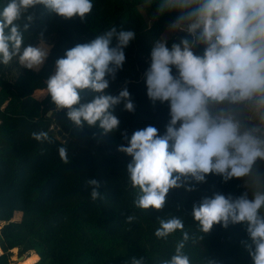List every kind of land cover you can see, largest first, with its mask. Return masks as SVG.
I'll return each instance as SVG.
<instances>
[{
    "label": "clouds",
    "instance_id": "clouds-1",
    "mask_svg": "<svg viewBox=\"0 0 264 264\" xmlns=\"http://www.w3.org/2000/svg\"><path fill=\"white\" fill-rule=\"evenodd\" d=\"M156 3V15L175 13L167 33H181L169 45L162 35L152 43L150 62L144 72L146 95L153 103H167L169 119L161 133L148 125L122 131L127 141L117 151L129 156L126 164L131 185L137 189L134 205L140 209H163L170 189L195 190L208 175L224 182L243 181L239 196L213 192L193 203L196 231L185 228L177 216L158 218V238L179 231L171 256L160 264H194L185 251L190 240L200 243L214 225L245 226L241 241L252 264H264V0H145ZM64 19L83 21L93 8L92 0H4L0 3V65L15 58L26 69L44 64L49 48L41 39L25 44V33L36 19V9ZM135 32L113 26L88 42L77 43L55 60L46 80V95L54 111L82 129L98 127L102 134L119 128L115 106L133 112L127 87L118 94L106 92L110 80L122 69L125 48ZM115 41V43H113ZM92 93L84 101L83 94ZM37 141L49 140L46 131L32 133ZM64 163L67 147L59 148ZM90 197L102 198L100 182L90 179ZM136 217L127 215L132 223ZM145 264V258L131 259ZM203 264H217L213 260Z\"/></svg>",
    "mask_w": 264,
    "mask_h": 264
},
{
    "label": "trees",
    "instance_id": "trees-1",
    "mask_svg": "<svg viewBox=\"0 0 264 264\" xmlns=\"http://www.w3.org/2000/svg\"><path fill=\"white\" fill-rule=\"evenodd\" d=\"M92 2L93 8L83 21L79 17L64 19L38 7L24 43L36 45L42 34L50 46L44 64L36 70L20 65L14 76L7 71L9 65H0L1 264H10L9 256L16 248L22 260L29 259L28 264H131L133 257L145 258V264H160L171 256L181 233L156 237L158 218L180 217L185 228L194 233L193 203L217 191L233 196L245 191L240 179L224 182L218 175H208L206 182L196 184L193 191L170 189L161 210L134 205L137 189L126 173L131 158L117 147L127 143L122 131L126 130L128 137L148 125L164 131L168 105L149 100L144 72L153 41L162 36L176 14L157 16L156 3L146 7L145 0ZM140 8L145 10L148 21ZM113 26L134 31L135 38L125 48V63L116 78L110 80L106 92L116 95L126 86L135 110H124L123 103L115 106L119 128L102 134L98 127H75L67 119L66 110H53L50 96L37 99L33 93L47 80L55 60L66 49L88 42ZM51 35L53 38L47 40ZM180 35L168 38L169 45ZM92 95L85 92L84 101ZM39 131H46L49 140L33 138L32 133ZM62 146L68 149L67 164L59 155ZM90 179L100 182L97 191L102 198L90 197ZM17 214L20 216L15 219ZM127 215L136 219L128 223ZM246 238L242 224L228 228L214 225L200 243L190 240L185 251L194 264L208 260L217 264H252L241 244Z\"/></svg>",
    "mask_w": 264,
    "mask_h": 264
},
{
    "label": "rangeland",
    "instance_id": "rangeland-1",
    "mask_svg": "<svg viewBox=\"0 0 264 264\" xmlns=\"http://www.w3.org/2000/svg\"><path fill=\"white\" fill-rule=\"evenodd\" d=\"M144 18L147 20V14L145 12V10L143 8H140ZM148 21V20H147ZM176 34V33H175ZM175 34H172V33H167L166 30L163 32L162 35H167L168 38L174 36ZM53 38V35L49 36L47 38V40H51ZM48 46V42L44 41ZM20 64L18 63V61L14 58L11 63L9 64V66L7 67V71L9 72V75L11 76H14L17 74L18 72V68H19ZM55 68L52 70V72L50 73V75L54 72ZM49 75V76H50ZM48 76V77H49ZM46 80L42 81L39 86L36 88V90L34 91L33 93V96L37 99H42L45 94H46ZM20 216V214H17L14 218L15 219H18ZM30 252V251H29ZM27 252V253H29ZM26 254V253H25ZM24 255V254H23ZM28 255H32V254H28ZM19 253L17 251V248H16V251L11 255V257L9 256V260H10V264H28L29 262V259H25V260H22V258L19 257Z\"/></svg>",
    "mask_w": 264,
    "mask_h": 264
},
{
    "label": "water",
    "instance_id": "water-1",
    "mask_svg": "<svg viewBox=\"0 0 264 264\" xmlns=\"http://www.w3.org/2000/svg\"><path fill=\"white\" fill-rule=\"evenodd\" d=\"M62 138H63V139H65V138H66V136L63 134V135H62ZM19 257H22V255H20Z\"/></svg>",
    "mask_w": 264,
    "mask_h": 264
},
{
    "label": "crops",
    "instance_id": "crops-1",
    "mask_svg": "<svg viewBox=\"0 0 264 264\" xmlns=\"http://www.w3.org/2000/svg\"><path fill=\"white\" fill-rule=\"evenodd\" d=\"M54 68H55V67H54ZM31 252H33V251H30V253H31ZM26 254H28V253H26Z\"/></svg>",
    "mask_w": 264,
    "mask_h": 264
},
{
    "label": "built area",
    "instance_id": "built-area-1",
    "mask_svg": "<svg viewBox=\"0 0 264 264\" xmlns=\"http://www.w3.org/2000/svg\"><path fill=\"white\" fill-rule=\"evenodd\" d=\"M1 252V251H0ZM1 264V263H0Z\"/></svg>",
    "mask_w": 264,
    "mask_h": 264
},
{
    "label": "bare ground",
    "instance_id": "bare-ground-1",
    "mask_svg": "<svg viewBox=\"0 0 264 264\" xmlns=\"http://www.w3.org/2000/svg\"><path fill=\"white\" fill-rule=\"evenodd\" d=\"M29 263V262H28Z\"/></svg>",
    "mask_w": 264,
    "mask_h": 264
}]
</instances>
